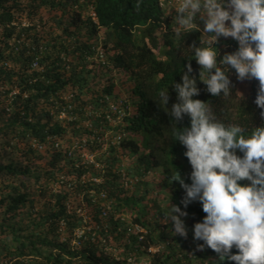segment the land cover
<instances>
[{"label":"trees","instance_id":"obj_1","mask_svg":"<svg viewBox=\"0 0 264 264\" xmlns=\"http://www.w3.org/2000/svg\"><path fill=\"white\" fill-rule=\"evenodd\" d=\"M177 4L0 0V139L5 151L0 155V264H217L218 254L209 247L201 250L203 241L195 240L193 231L185 238L174 233V222L163 221L168 209L155 202L151 210L148 204L151 194L169 191V203L188 213L181 217L186 227L193 228L207 215L199 201L185 208L186 190L179 182H169L177 169L191 184L193 169L173 129L174 122L183 129L191 121L187 115L175 121L159 104L158 94L169 87L171 110L179 102L174 83L183 82L191 63L190 75L200 89L195 99L209 102L226 124L244 125L250 134L254 126L264 125V109L255 103L259 81L241 96L234 69L229 74L234 88L230 97L207 92L190 48L199 47L205 37L200 26V31L175 35ZM215 46L221 57L239 47L231 37H221ZM111 103L126 114L123 147L137 158L140 179L158 171L160 182L153 190L143 182L134 191L125 188L116 168L105 172L101 186L84 183L90 167L82 153L72 149L76 140L82 144L83 137L93 134L84 126L88 108L101 111L100 119H90L96 126L109 114L120 117L110 111ZM95 145L89 146L90 153L99 148ZM11 151L19 153L17 159ZM90 171L100 176L97 168ZM91 189L96 191L93 198L101 191L106 198L94 204ZM83 201L92 217L90 226L79 214ZM78 231L83 235L78 237ZM151 248L161 250L150 253Z\"/></svg>","mask_w":264,"mask_h":264},{"label":"clouds","instance_id":"obj_2","mask_svg":"<svg viewBox=\"0 0 264 264\" xmlns=\"http://www.w3.org/2000/svg\"><path fill=\"white\" fill-rule=\"evenodd\" d=\"M176 1L178 4L173 9L177 15L173 20V31L177 37L200 31L197 15L200 14L199 19L203 21L202 37L205 38L201 39L199 47L193 45L190 48L194 52V59L201 66L199 79L207 85V92L216 97H230L234 88L229 74L234 69L241 81H259L255 103L260 109H264V0ZM221 37H231L237 41L238 50L221 57L215 46ZM97 50L99 61L105 62L101 47ZM192 71L189 63L187 72L182 76L183 82L174 83L179 102L171 110L167 107L169 87L159 92L157 100L162 108L170 111L175 121L183 120L185 115L190 117V127L180 129L174 122L173 129L175 140L186 148L185 156L193 169L191 184L185 182L177 169L170 176L169 182H179L186 190L183 201L185 208L192 202L199 201L207 215L203 222L196 223L193 228L190 225L186 227L181 217H186L188 213L170 202L165 213L167 219L163 221L174 222V233L185 238L189 231H193L194 239L203 241L199 245L201 250L209 247L218 254L217 264H223L224 261L264 264V125L254 126L248 134L246 126L239 123L226 124L219 119L209 102L195 99L200 95V89L197 79L190 75ZM110 111L120 117L115 119L109 114L106 122H99L96 126L93 119H100L101 111L88 108V120L84 121V126L93 130V134L83 137L82 144L77 141L72 149L95 156L96 162L100 164L99 167L89 166V174L84 177V183L92 184L89 176L102 178L104 182L105 172L116 168L121 170L125 188L134 191L143 182L148 189V179L158 171H151L144 179H140L136 173L137 158L123 147L127 135L122 119L126 114L114 103H111ZM65 117V114L61 116L62 119ZM91 118L93 119L90 120ZM95 143L99 148L90 153L89 146H96ZM84 144L83 150L76 148V145ZM125 151L133 156L134 162L125 161ZM238 151L243 153L242 157L237 154ZM92 167L101 171L100 176L92 174ZM243 181L249 183H242ZM95 199L99 202L105 198L99 196ZM80 210L90 218L89 224L84 225L93 224L87 207L82 204ZM135 230L146 233L140 227H135ZM233 248L237 250L236 254H233ZM160 250L161 248H151L149 252L157 253Z\"/></svg>","mask_w":264,"mask_h":264},{"label":"rangeland","instance_id":"obj_3","mask_svg":"<svg viewBox=\"0 0 264 264\" xmlns=\"http://www.w3.org/2000/svg\"><path fill=\"white\" fill-rule=\"evenodd\" d=\"M199 16H200V14L198 15V19H199ZM227 23H230V21L227 22ZM198 25L201 27V29H203L204 24H203V21H201L200 19H199V24ZM254 80L255 79H251V80L245 79V80L241 81L239 86H238V93L240 95L247 94L249 92ZM126 90H127V88L125 89V91ZM0 124H1V121H0ZM2 142H3L2 139H0V155H3L4 152H5L4 149H3V145H2L3 143ZM75 142H77V140ZM125 152H126V153H124L125 156H126L125 161L126 162L132 161L133 160V156L129 155L128 151H125ZM11 153L12 154L10 156L12 158L14 157L15 159H17L19 153L15 152V151H11ZM0 160H1V158H0ZM4 160H7V158L4 159ZM133 162H134V160H133ZM159 182H160V179H159L158 173H155L153 176L150 177V179H148V182H147L148 189L149 190H153L154 187ZM0 188H1V186H0ZM169 200H170V192L169 191H164V193L162 195H160V196H156V193L151 194L150 197H149L148 203H149L150 207H152L151 210H154L153 206L155 205V202L159 203L162 208L169 209V207H170ZM153 201H154V203H153ZM185 254L188 255V257H193V255H190L187 251L185 252Z\"/></svg>","mask_w":264,"mask_h":264},{"label":"built area","instance_id":"obj_4","mask_svg":"<svg viewBox=\"0 0 264 264\" xmlns=\"http://www.w3.org/2000/svg\"><path fill=\"white\" fill-rule=\"evenodd\" d=\"M59 146V144H56V147H58ZM35 147L38 149V150H40V151H44L45 150V147L43 146V145H40V144H38V143H35ZM84 147H85V144H84V146H78V145H76V148H80V149H84ZM70 154H72V152L70 153ZM82 158L84 159V161H85V164L87 165V167H89L90 165H95V166H97V167H99L100 166V164H98L97 162H96V158H95V156H88V154H86V153H84V154H82ZM89 174V173H88ZM89 176V175H88ZM86 178V177H85ZM85 178H83V179H85ZM89 181L92 183V184H96V185H100L102 182H103V179L102 178H92V177H90L89 176ZM89 192V194L92 196V198H93V196H95V194H96V191L95 190H90V191H88ZM100 196L102 197V198H106V194H105V192L104 191H101L100 192ZM97 199H95V197L93 198V203L94 204H97ZM83 206L84 207H87V204L83 201ZM108 210H110L111 209V206H110V204H106V206H105ZM79 213L81 214V216L83 217V222H84V224L85 225H88L89 224V222H90V218L85 214V213H83V211L82 210H80L79 209ZM106 211H105V213H104V215L106 216ZM78 237H80V236H82L83 235V232H80V231H78Z\"/></svg>","mask_w":264,"mask_h":264}]
</instances>
